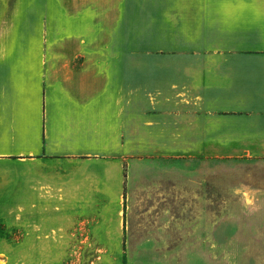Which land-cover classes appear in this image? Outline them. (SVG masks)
Returning <instances> with one entry per match:
<instances>
[{"label": "crops", "instance_id": "0c3cea01", "mask_svg": "<svg viewBox=\"0 0 264 264\" xmlns=\"http://www.w3.org/2000/svg\"><path fill=\"white\" fill-rule=\"evenodd\" d=\"M197 160L264 167V0H0L17 264L120 255L125 192L148 216L175 207L183 239Z\"/></svg>", "mask_w": 264, "mask_h": 264}, {"label": "rangeland", "instance_id": "374dc122", "mask_svg": "<svg viewBox=\"0 0 264 264\" xmlns=\"http://www.w3.org/2000/svg\"><path fill=\"white\" fill-rule=\"evenodd\" d=\"M193 163H185V170H195L196 184L185 196L183 239L176 230L175 207L166 217L148 216L147 208H133L125 192L121 254L83 257L87 264L96 258L97 264H264L263 165L247 160ZM5 242L0 241V264H17L15 250L3 249ZM62 264L84 263L67 256Z\"/></svg>", "mask_w": 264, "mask_h": 264}]
</instances>
